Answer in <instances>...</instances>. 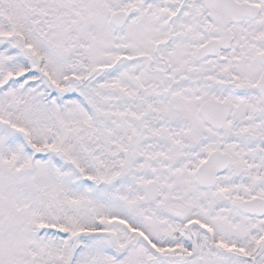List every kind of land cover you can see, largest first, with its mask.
I'll return each instance as SVG.
<instances>
[{"label":"snow or ice","instance_id":"obj_1","mask_svg":"<svg viewBox=\"0 0 264 264\" xmlns=\"http://www.w3.org/2000/svg\"><path fill=\"white\" fill-rule=\"evenodd\" d=\"M0 264H264V0H0Z\"/></svg>","mask_w":264,"mask_h":264}]
</instances>
